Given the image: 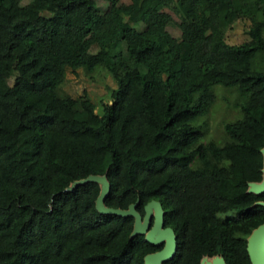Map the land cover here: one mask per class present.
Segmentation results:
<instances>
[{"label":"trees","instance_id":"16d2710c","mask_svg":"<svg viewBox=\"0 0 264 264\" xmlns=\"http://www.w3.org/2000/svg\"><path fill=\"white\" fill-rule=\"evenodd\" d=\"M170 13L192 40L170 35ZM78 69L109 76L100 112L61 90ZM217 85L236 114L215 141L198 119ZM263 146L264 0H0V264H143L158 250L129 237L132 217L95 209L98 183L65 190L89 175L105 176L106 207L160 203L175 235L164 264H249Z\"/></svg>","mask_w":264,"mask_h":264},{"label":"water","instance_id":"95a60500","mask_svg":"<svg viewBox=\"0 0 264 264\" xmlns=\"http://www.w3.org/2000/svg\"><path fill=\"white\" fill-rule=\"evenodd\" d=\"M261 158V179L258 182H248L247 192L259 194L264 192V146L260 149ZM94 181L99 185V193L94 200L95 209L103 214H115L121 217L130 216L133 218V227L129 237L143 235V239L152 246H160L156 251L143 256V264H164L175 252V235L170 227L163 226V210L156 200H149L142 207V215L135 210L138 200L131 203L125 209L111 208L103 205V199L108 194L109 184L104 175H89L83 179L73 181L65 190H70L75 185ZM264 205V203H262ZM246 252L249 264H264V221L251 230L246 237ZM214 259L217 264H224L220 256L207 257L202 259Z\"/></svg>","mask_w":264,"mask_h":264},{"label":"rangeland","instance_id":"374dc122","mask_svg":"<svg viewBox=\"0 0 264 264\" xmlns=\"http://www.w3.org/2000/svg\"><path fill=\"white\" fill-rule=\"evenodd\" d=\"M131 0H122L124 3H129ZM79 10V15L81 14ZM171 17L175 20V24L172 26H167V30L173 37L182 38L186 41H190L195 37V34L185 33L183 31V23L178 21L177 18L172 14ZM112 14H105V20L103 25L99 30L105 27L106 22L109 19H112ZM241 24H236L234 30L231 32L230 36L232 39H237L242 37L241 35ZM240 37V38H241ZM239 39V38H238ZM69 45L78 50L79 53L87 51L88 47L83 43V41L76 39L69 41ZM95 78H101L100 80H90L88 76L83 74L80 69L73 74L67 72L65 75L64 82L61 85V90L68 95L75 97L82 93V90H85L88 96L92 101L96 103V110L100 112L101 102H105L109 98V89L104 88L105 83L112 84L107 74L102 72L96 73ZM232 90L223 88L221 86L214 87L215 93V105L211 108L210 112L204 117L199 118L198 120H205L207 123V134L205 139H214L215 141L220 140L222 135V121L227 119H232L236 114L235 109L232 106ZM221 128V131H220ZM248 189V188H247Z\"/></svg>","mask_w":264,"mask_h":264},{"label":"bare ground","instance_id":"6f19581e","mask_svg":"<svg viewBox=\"0 0 264 264\" xmlns=\"http://www.w3.org/2000/svg\"><path fill=\"white\" fill-rule=\"evenodd\" d=\"M200 264H217V261L214 259H202Z\"/></svg>","mask_w":264,"mask_h":264}]
</instances>
